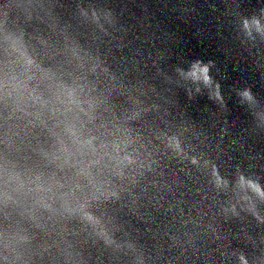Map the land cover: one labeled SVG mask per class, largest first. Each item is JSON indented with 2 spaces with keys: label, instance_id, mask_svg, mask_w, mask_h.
Instances as JSON below:
<instances>
[{
  "label": "water",
  "instance_id": "water-1",
  "mask_svg": "<svg viewBox=\"0 0 264 264\" xmlns=\"http://www.w3.org/2000/svg\"><path fill=\"white\" fill-rule=\"evenodd\" d=\"M0 264H264V0H0Z\"/></svg>",
  "mask_w": 264,
  "mask_h": 264
}]
</instances>
